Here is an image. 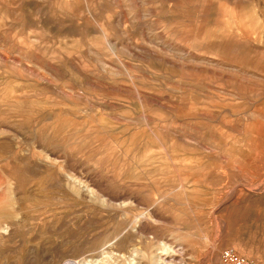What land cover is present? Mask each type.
Here are the masks:
<instances>
[{
    "label": "rangeland",
    "instance_id": "374dc122",
    "mask_svg": "<svg viewBox=\"0 0 264 264\" xmlns=\"http://www.w3.org/2000/svg\"><path fill=\"white\" fill-rule=\"evenodd\" d=\"M163 243L264 264V0H0V264Z\"/></svg>",
    "mask_w": 264,
    "mask_h": 264
},
{
    "label": "bare ground",
    "instance_id": "6f19581e",
    "mask_svg": "<svg viewBox=\"0 0 264 264\" xmlns=\"http://www.w3.org/2000/svg\"><path fill=\"white\" fill-rule=\"evenodd\" d=\"M122 240V239H121ZM126 242V240H125ZM123 243V241H122ZM121 243V244H122ZM123 245V244H122ZM126 246V245H125ZM124 247V246H123ZM159 252L154 256L153 258V261L155 260V263L154 264H168L167 261H166V258H164L163 256L165 255L164 253H166L165 251L166 250H169L167 245L166 244H162L160 245V247L158 248ZM171 250V249H170ZM133 251V250H132ZM177 251V250H176ZM135 252V251H133ZM112 253V252H111ZM109 253V252H105L101 255L100 259H90L88 261H86V264H102V263H105L106 260H109V259H112L113 258V255ZM133 254V253H131ZM130 254V255H131ZM121 255V254H120ZM135 255L133 256L132 260H131V264H138L136 263V260H135ZM140 257V256H139ZM138 257V258H139Z\"/></svg>",
    "mask_w": 264,
    "mask_h": 264
},
{
    "label": "built area",
    "instance_id": "2783aa9c",
    "mask_svg": "<svg viewBox=\"0 0 264 264\" xmlns=\"http://www.w3.org/2000/svg\"><path fill=\"white\" fill-rule=\"evenodd\" d=\"M221 264H257L244 256L236 253L234 250H225L222 252Z\"/></svg>",
    "mask_w": 264,
    "mask_h": 264
}]
</instances>
